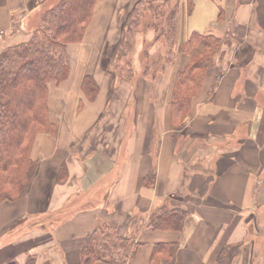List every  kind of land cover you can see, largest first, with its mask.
I'll return each mask as SVG.
<instances>
[{
	"label": "crops",
	"instance_id": "0c3cea01",
	"mask_svg": "<svg viewBox=\"0 0 264 264\" xmlns=\"http://www.w3.org/2000/svg\"><path fill=\"white\" fill-rule=\"evenodd\" d=\"M47 1L0 0V43L26 38ZM136 1L97 0L83 40L68 45L69 75L48 85L57 131L35 138L27 194L0 204V264H80L89 236L112 224L130 238L127 264H264V0H194L192 10L178 0L177 46L194 31L224 40L179 125L171 94L191 55L144 75L139 52L168 51L151 28L123 49ZM164 203L187 210L180 229L148 226Z\"/></svg>",
	"mask_w": 264,
	"mask_h": 264
},
{
	"label": "trees",
	"instance_id": "16d2710c",
	"mask_svg": "<svg viewBox=\"0 0 264 264\" xmlns=\"http://www.w3.org/2000/svg\"><path fill=\"white\" fill-rule=\"evenodd\" d=\"M96 2L58 0L40 11V25L26 38L7 44L0 51V204L16 200L29 190L38 169V161L31 156L35 138L40 132L54 134L57 131L49 118L48 85L68 77V45L83 40ZM193 6L194 0H188L189 10ZM178 8V0H137L126 29L128 37L122 42L125 52L131 53L136 34L151 28L155 40L168 46L167 55L158 53L156 59L148 49L143 51V74L151 78L157 76L165 62L173 60L175 53L191 55L173 83L170 103L174 125H179L191 113L193 98L198 95L208 67L224 43L223 38L215 34L194 31L177 46ZM148 15H152L151 23L145 21ZM128 63L131 64V60ZM99 89L93 75L84 76L82 90L88 99H94ZM153 176L152 173L147 177V183H153ZM187 215V210L169 208L168 203H164L153 211L148 226L180 229ZM129 240L117 234L115 225L101 226L87 239L80 264L98 261L127 264ZM5 264L20 263L11 260ZM24 264L53 263L50 260L39 262L34 255Z\"/></svg>",
	"mask_w": 264,
	"mask_h": 264
},
{
	"label": "rangeland",
	"instance_id": "374dc122",
	"mask_svg": "<svg viewBox=\"0 0 264 264\" xmlns=\"http://www.w3.org/2000/svg\"><path fill=\"white\" fill-rule=\"evenodd\" d=\"M58 0H49V1H47L46 3H45V5H44V8L46 7V8H48L50 5H53V3L55 4L56 2H57ZM157 4V3H156ZM43 8V9H44ZM45 8V9H46ZM42 11V10H41ZM151 17H152V15H151ZM151 17H150V15H148V19L147 20H145L146 22H152V19H151ZM35 20H36V26H38V25H40V21H41V18H40V13H38L37 15H36V17H35ZM22 33V32H21ZM17 33V36H13L12 38H10L8 41H6V42H1L0 43V51L3 49V47L5 46V45H7V44H12V43H14V42H16V41H21V40H19V39H24L25 38V33ZM139 33V32H138ZM147 33V30H145V34ZM27 36V35H26ZM163 48H168V46L164 43V45H163ZM139 54H141V59H143V55H144V53H143V51L142 52H139ZM153 59H156V58H158L156 55L155 56H153L152 57ZM128 60H130V58H127ZM126 58L124 59V63L122 62V64L121 65H127V63H128V60H127ZM139 60H140V58H139ZM158 62L159 61H161V60H157ZM208 82V81H207ZM206 85H208V83H206Z\"/></svg>",
	"mask_w": 264,
	"mask_h": 264
}]
</instances>
